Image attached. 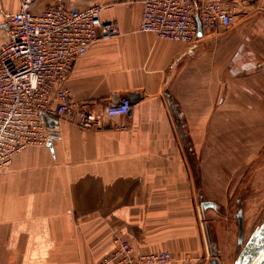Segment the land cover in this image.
Wrapping results in <instances>:
<instances>
[{"label": "crops", "instance_id": "obj_1", "mask_svg": "<svg viewBox=\"0 0 264 264\" xmlns=\"http://www.w3.org/2000/svg\"><path fill=\"white\" fill-rule=\"evenodd\" d=\"M22 1L0 0V44ZM32 1L104 5L120 33L89 47L64 86L96 112L132 92L136 101L95 128L54 119L50 143L0 171V264H101L116 238L135 254L169 250L166 264H211L207 216L264 143V128L244 126L264 121V0H233L232 25L193 44L141 31L143 0Z\"/></svg>", "mask_w": 264, "mask_h": 264}, {"label": "built area", "instance_id": "obj_2", "mask_svg": "<svg viewBox=\"0 0 264 264\" xmlns=\"http://www.w3.org/2000/svg\"><path fill=\"white\" fill-rule=\"evenodd\" d=\"M248 4L249 0H241ZM105 6L67 4L33 8L23 0L7 15V41L0 44V171L23 149L50 142L51 121L58 118L82 129L95 128L102 116L130 114L128 97L101 112L78 106L65 79L89 47L120 33L115 20H104ZM233 0H143L140 30L193 44L198 20L203 33L229 28L236 13ZM114 251L101 264H166L169 250L135 254L129 240L115 239Z\"/></svg>", "mask_w": 264, "mask_h": 264}, {"label": "rangeland", "instance_id": "obj_3", "mask_svg": "<svg viewBox=\"0 0 264 264\" xmlns=\"http://www.w3.org/2000/svg\"><path fill=\"white\" fill-rule=\"evenodd\" d=\"M248 125V126H247ZM262 132L264 121H249L244 122V126L251 131L256 128ZM243 129L240 123L234 122L232 130L236 135ZM245 129V128H244ZM261 130V131H260ZM234 135L237 144H240L239 139ZM237 154V152L235 151ZM256 156L246 170L241 171L242 178L237 180L236 187L232 194L231 200L218 201L220 209L218 213L212 216H207L211 220L210 233L211 241L209 240V250L212 256V242L215 244L219 259L222 264H235L238 255L240 254L245 243L251 237L253 232L264 224V143L257 146ZM199 166V164H198ZM238 210L243 214V241L239 243V225L237 213ZM264 259V251L261 252L259 258Z\"/></svg>", "mask_w": 264, "mask_h": 264}, {"label": "water", "instance_id": "obj_4", "mask_svg": "<svg viewBox=\"0 0 264 264\" xmlns=\"http://www.w3.org/2000/svg\"><path fill=\"white\" fill-rule=\"evenodd\" d=\"M202 35H203V30L201 27V23L198 20V36H202ZM129 99L131 100L132 103L136 101L135 94L133 92L129 95ZM53 125H55V120L51 121L50 126ZM202 206L203 207L214 206V204L212 202L203 201ZM237 218L239 225V243H241L243 241V214L241 210L238 211ZM210 241H211V237H210ZM215 247H216L215 244L212 242L213 258L211 259V264H221L217 256V250ZM263 248H264V224L258 227L253 232V234L248 239V241L245 243L244 247L242 248L240 254L237 257L235 264H264L263 258H261L257 262H253L255 256Z\"/></svg>", "mask_w": 264, "mask_h": 264}, {"label": "bare ground", "instance_id": "obj_5", "mask_svg": "<svg viewBox=\"0 0 264 264\" xmlns=\"http://www.w3.org/2000/svg\"><path fill=\"white\" fill-rule=\"evenodd\" d=\"M262 251H264V248L261 249L260 252L255 256L253 262H257V261H259L262 258V257L259 258V256H260V254H261Z\"/></svg>", "mask_w": 264, "mask_h": 264}]
</instances>
